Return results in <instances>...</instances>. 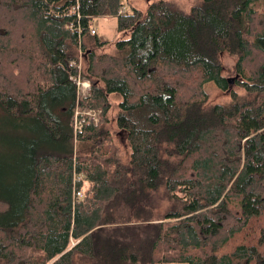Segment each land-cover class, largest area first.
<instances>
[{
    "label": "trees",
    "instance_id": "1",
    "mask_svg": "<svg viewBox=\"0 0 264 264\" xmlns=\"http://www.w3.org/2000/svg\"><path fill=\"white\" fill-rule=\"evenodd\" d=\"M256 1L118 13L122 0H0V131L27 140L11 165L0 155V264H264ZM103 16L128 35L97 53ZM206 83L227 99L207 105ZM113 100L126 160L106 127ZM75 106L98 119L74 129Z\"/></svg>",
    "mask_w": 264,
    "mask_h": 264
},
{
    "label": "rangeland",
    "instance_id": "2",
    "mask_svg": "<svg viewBox=\"0 0 264 264\" xmlns=\"http://www.w3.org/2000/svg\"><path fill=\"white\" fill-rule=\"evenodd\" d=\"M154 0H122V4L124 5V12H130L131 8L139 9L141 11L145 10L146 7L150 2ZM171 4H173L175 7L187 11L189 6L192 4L197 3L199 0H165ZM253 8H255L257 11H261L264 9V5L261 2V0H258L254 2ZM96 24V29H97V35L102 38L103 41L106 42V45L102 47L101 49L97 50V53L99 52H108L113 49V42L118 40V39H124L127 37L128 32L127 31H121L118 32L116 31L115 27V19L112 16H103V17H97L94 18L93 21ZM93 26V24H91ZM82 59H83V53L79 56L80 63L82 65ZM220 60L221 62L226 66L230 67L233 62L234 58L233 56H229L227 53L222 52L220 54ZM81 65L80 68H81ZM83 69V67H82ZM80 71V70H79ZM82 71V70H81ZM80 75L78 74V78ZM235 77V74L233 75H228L227 78H233ZM79 82H84V85L88 88V91L86 94L82 95L81 93H78V97H85L88 96L89 94V81L84 78H79ZM79 86V85H78ZM204 89L208 93L209 99L207 101V105H212L217 102H223L227 99V94L224 92L219 91L212 83H206L204 84ZM230 88L232 90H236L237 86L233 83V81L230 82ZM118 100L116 97H112ZM115 100H113L110 112L108 113V123L106 127L108 130L111 132V137H112V142L115 148L117 149L119 155L123 160H126L128 155H129V146L127 144V140L125 138V132L122 130H119L116 128L113 115L115 114ZM89 109H81L78 106H75L73 109L74 116L76 119H74V126L75 128L78 127V117L81 116V112H87ZM88 119L91 118H96L98 119L97 113L95 112L93 115L88 112V115H86ZM76 121V122H75ZM0 140L2 144L6 143L8 144L9 148L8 149H3L0 147V155H1V162H3V165H11V163L15 160V152L17 151L22 155V152H24L23 146L27 143V140L22 138L21 136L17 135H12L10 133L2 132L0 131ZM12 192H16V189L13 188ZM244 241L243 237V232L235 234L233 238L227 242L225 245L221 246L218 250L221 251H228L232 249L233 245L239 244Z\"/></svg>",
    "mask_w": 264,
    "mask_h": 264
},
{
    "label": "built area",
    "instance_id": "3",
    "mask_svg": "<svg viewBox=\"0 0 264 264\" xmlns=\"http://www.w3.org/2000/svg\"><path fill=\"white\" fill-rule=\"evenodd\" d=\"M124 11V6H120L119 7V12L118 13H121V12H123ZM89 31H90V33H95L96 31H95V28L93 27V26H89ZM73 82H75V84H76V86H77V92L78 93H81L82 95H84V94H86L87 93V91H88V88L84 85V82H79L78 81V76H70L69 77ZM79 85V86H78ZM88 112H90L92 115L95 113V112H93V111H87V112H81V116H83V117H86V115H88ZM88 118V117H87ZM75 119V118H74ZM94 120H95V118H93ZM81 121H83V118H81L80 120H78L77 122H78V127H79V124H80V122ZM77 127V128H78ZM73 128L74 129H76L75 127H74V122H73Z\"/></svg>",
    "mask_w": 264,
    "mask_h": 264
},
{
    "label": "crops",
    "instance_id": "4",
    "mask_svg": "<svg viewBox=\"0 0 264 264\" xmlns=\"http://www.w3.org/2000/svg\"><path fill=\"white\" fill-rule=\"evenodd\" d=\"M97 18V17H96ZM115 19V18H114ZM94 19L91 21V23L93 24V27L95 28V31L97 32V29H96V24L93 22ZM97 34V33H96ZM99 37V36H98ZM100 38V37H99ZM100 40H102V38H100Z\"/></svg>",
    "mask_w": 264,
    "mask_h": 264
},
{
    "label": "bare ground",
    "instance_id": "5",
    "mask_svg": "<svg viewBox=\"0 0 264 264\" xmlns=\"http://www.w3.org/2000/svg\"><path fill=\"white\" fill-rule=\"evenodd\" d=\"M79 78H80V77H79ZM79 78H78V79H79ZM75 116H77V115H75ZM81 118H82V117H81ZM83 118H84V117H83ZM75 119H76V117H75ZM84 119H85V118H84ZM75 122H76V121H75ZM82 123H83V122H82ZM80 126H82V125H80ZM74 127H75V126H74Z\"/></svg>",
    "mask_w": 264,
    "mask_h": 264
},
{
    "label": "water",
    "instance_id": "6",
    "mask_svg": "<svg viewBox=\"0 0 264 264\" xmlns=\"http://www.w3.org/2000/svg\"><path fill=\"white\" fill-rule=\"evenodd\" d=\"M228 81H231L230 79H228Z\"/></svg>",
    "mask_w": 264,
    "mask_h": 264
}]
</instances>
